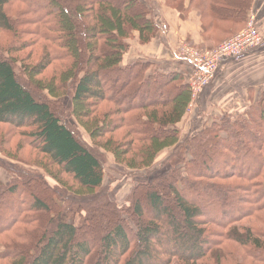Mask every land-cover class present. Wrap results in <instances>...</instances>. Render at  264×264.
Masks as SVG:
<instances>
[{
    "label": "trees",
    "instance_id": "1",
    "mask_svg": "<svg viewBox=\"0 0 264 264\" xmlns=\"http://www.w3.org/2000/svg\"><path fill=\"white\" fill-rule=\"evenodd\" d=\"M27 2L0 0V32L12 40L6 50L0 46V136L6 125L21 129L27 145L81 190L62 193L0 159L13 177L5 183L0 175V216L11 199L34 206L10 210L7 223L16 220L0 225V237L12 235L7 253L21 240L29 243L7 258L13 264H264V103L183 135L179 125L192 101L186 75L149 61L123 63L132 40L149 44L159 33L158 0H38L47 2L40 17L36 3ZM254 3L162 0L183 17L197 10L204 38L222 35L213 48L246 27ZM26 45L38 48L37 60L3 55ZM69 117L93 141L104 138L100 149L130 170L153 169L165 154L161 168L134 185L124 209L107 191L95 194L104 159L72 122H63ZM118 132L124 136L116 138ZM0 150L5 153L2 143ZM25 211L42 212L43 220L24 218ZM81 211L77 224L71 218ZM103 229L98 246L92 239Z\"/></svg>",
    "mask_w": 264,
    "mask_h": 264
},
{
    "label": "rangeland",
    "instance_id": "2",
    "mask_svg": "<svg viewBox=\"0 0 264 264\" xmlns=\"http://www.w3.org/2000/svg\"><path fill=\"white\" fill-rule=\"evenodd\" d=\"M27 1H28L27 3H29V2H35L36 3V6L34 9L37 10V12L39 13V17H40L41 13L43 12V8L47 4V2H38V0H27ZM24 4H26V3L24 2ZM24 4H18L17 6L21 8L24 6ZM23 8H27V10L29 12L28 6L27 7L24 6ZM29 16H30V12H29ZM46 22H47L46 24L51 22L50 16H48L46 18ZM161 27H162V25L160 24V30L162 29ZM160 30H159V32H160ZM161 33L162 32H160V34ZM214 34H217L218 38L222 37V35L216 31L214 32ZM159 39L161 41L160 35H159ZM11 41L12 40L9 38L8 35L3 34V32L2 33L0 32V46H1V48L6 50V47L8 46L9 42H11ZM218 45L219 44H217V46ZM32 46L33 45H26L25 48H23L21 51L18 50L17 52H13V54L12 53L8 54L5 51V53H3V55L4 56L10 55V57H12V55H13L15 57H18V59L19 58L22 59V58L30 55L29 61H35L39 57V50H38V48H34V50H30L32 48ZM193 47H195V46H193ZM196 48H198V47H196ZM198 49H201V48H198ZM255 49H253V50H255ZM201 50H210V49H201ZM129 52H130V50L127 51L124 55V59H123L124 63H128V62H131L132 60H136V59H138V60L142 59V58L141 59L140 58L129 59L128 58ZM28 53H31V54H28ZM18 59H17V61H19ZM145 60H148V59L145 58ZM177 62H179V61H177ZM160 63H159V70L160 71L169 72V71L176 70L175 68H178L179 71L184 72V65L185 64L182 62L176 63V59L174 58V55H172V60H165V61H161ZM225 64H227V63H225ZM225 64H223V65H225ZM223 65H221L219 67V69L217 70V72L215 74V77L206 86H204V88L200 92V94H201L200 97L195 99L193 106H192V109L190 111H187V116H186L184 123H183L184 125L188 123L191 128H193V129L195 128L196 130H199L202 128L203 125L211 124L213 121H220L221 118L224 116V115H221V117L218 116L220 114L210 115L211 113L208 111V108H205V107L203 108V101H202V96H203L205 89L215 81V79L218 75V71L220 70V68ZM193 71H194V69L191 66L189 74H186V79H187L188 83L190 82V77L193 74ZM16 72H17V74L21 73L19 68H16ZM50 74H51V70L49 72H47L46 76L50 75ZM39 77H40V79L44 78L43 75L39 76ZM263 97H264V92H262L257 99L252 101L251 104H248L247 110L250 109L252 106H254L257 103H260V102L264 103ZM53 99H58V98H53ZM62 100H63V103L65 105L69 106L71 104L70 98L67 95L62 97ZM247 110H245L244 112H246ZM251 111H249V113ZM244 112H242V113H244ZM230 115L236 116V114H230ZM62 120L68 126H70L71 125L70 122H72L73 125L75 127H77V129H78L77 134L80 137V139L87 146H89L92 150H94L98 153H101L102 158L104 159V174L105 175H104L103 185H102V188L97 190L95 194H102V191H104V190L107 191L108 194L114 199V201L123 209L125 207H127L129 204V196L131 194V191H132L134 185L137 183H140V182L147 181L148 176H149L148 173L150 171H153L155 169L159 170L161 168V166H159V165H160L161 161L163 160V158L165 157V154H160L157 158L158 160H156V162H158V163L155 162L156 164L153 165L154 168L153 169L151 168L148 171L144 170V171L138 172V171L130 170L124 165L120 166L116 163L112 154L103 151V149H100L101 143H104V141H105L104 138L103 139H97L96 141H93L85 130H83L82 128L81 129L79 128L75 118L69 117V119L67 118V119H62ZM4 129H5L4 132H2L1 136H0V143H2V147L5 150L6 154L4 153L3 150H0L1 161L3 160L4 162L8 163V165H10V166L12 164L14 165V167L18 166L16 168L27 169L32 174H36L38 176H43L45 178V181H46L48 187L58 189L62 193L64 191L68 195H72L73 189L81 190L79 185L75 181H73V179L71 177H69L65 172L60 170L59 166H57L51 162H47L48 161V160H46L48 158L47 156L42 154L43 155V157H42V155L37 151V149H35L32 146L27 145L28 139L23 136L21 129L16 130V132H13L11 130L10 125L4 126ZM180 129H181V132L184 134L185 131L181 127H180ZM7 131H9V133H7ZM195 131L193 130L192 132H195ZM122 134H123V132H118L115 134V137L118 138ZM122 136H124V135H122ZM29 141L32 143L30 138H29ZM39 163H42L44 165V167L46 168L45 169L46 171L37 166V164H39ZM158 166H159V168H156ZM0 175H1L2 180L5 183L9 182L10 179L13 178L11 176L12 175L11 172H8L5 169L3 170L1 167H0ZM53 199H55V201L58 205H60V206L64 205L63 204L64 200L62 198L54 197ZM141 199L144 202V204H143L144 210L146 211L147 214L150 215L151 210H150L149 206L147 205L148 201L146 199H144V197H142ZM43 200H45V199H43ZM20 201H21V199H19V198L16 199V201L11 199L7 202V204L3 205L4 213H2L0 216V225H4L3 223H7L9 221V216L11 214H9L8 212L10 210H15V208H16V210H18V213H19V211L21 209H26V208H33L34 209V206H32L30 204V201L24 200V203H23V201H21V202ZM83 214H84V211L77 213V215L75 217L71 218L72 221L78 224L80 222V218ZM123 214L125 215V217H127L126 220L128 223H134L133 219L131 218L130 215L127 214V212L124 211ZM12 217H14V216H12ZM22 217L28 218V219H30V217H38L39 219L43 220L42 212L33 213L30 211L29 212L25 211L23 213ZM15 220H16V218H13L7 224L11 225V222L15 221ZM18 224L16 225L15 229L18 227ZM107 232H108L107 229H103L102 232H100L99 238H97V239L93 238L92 239V241H94L93 243H96L99 246L101 239L107 234ZM7 237H12V235L5 234L4 236L0 237V264H13V261H11V258H7V257L8 256L16 257L22 251V249L29 247V243L21 240L20 242H18V246L13 247L7 253V248H8V243H7L8 238ZM233 246H235L237 248V251H239L240 248L238 245H235L233 243Z\"/></svg>",
    "mask_w": 264,
    "mask_h": 264
},
{
    "label": "crops",
    "instance_id": "3",
    "mask_svg": "<svg viewBox=\"0 0 264 264\" xmlns=\"http://www.w3.org/2000/svg\"><path fill=\"white\" fill-rule=\"evenodd\" d=\"M158 3H161V8L157 19L162 25V33L159 32L151 43L145 45L139 44L136 39L132 40L128 58H142L141 61L159 64L161 61L172 60L174 55L176 63L185 64L184 72H180L189 74L191 66L178 57L179 47L187 43L201 49H213L220 38L217 34L214 40L204 38L197 10L193 9L183 17L179 12L164 6L162 0H158ZM251 10L257 12V28L263 43L249 54L229 59L227 64H222L215 81L205 89L202 96L203 108H208L210 115L220 114L218 116L221 117L225 114H241L247 110L248 104L264 92V0H255ZM175 69L173 71H179ZM183 123L179 126L185 131L184 134L196 130L188 123Z\"/></svg>",
    "mask_w": 264,
    "mask_h": 264
},
{
    "label": "built area",
    "instance_id": "4",
    "mask_svg": "<svg viewBox=\"0 0 264 264\" xmlns=\"http://www.w3.org/2000/svg\"><path fill=\"white\" fill-rule=\"evenodd\" d=\"M262 43L263 37L257 28V12L250 10L246 27L217 47L201 50L187 43L179 47L178 57L194 69L189 82L192 101L187 111L192 109L195 99L200 97V92L215 77L222 64L229 59L246 55Z\"/></svg>",
    "mask_w": 264,
    "mask_h": 264
}]
</instances>
